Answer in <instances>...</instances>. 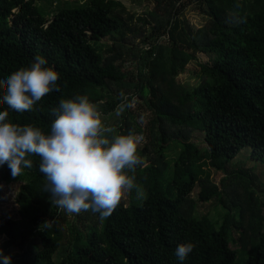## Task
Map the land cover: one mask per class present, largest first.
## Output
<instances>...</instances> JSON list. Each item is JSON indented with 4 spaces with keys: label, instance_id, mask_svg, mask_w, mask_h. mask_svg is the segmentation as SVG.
I'll return each mask as SVG.
<instances>
[{
    "label": "trees",
    "instance_id": "trees-1",
    "mask_svg": "<svg viewBox=\"0 0 264 264\" xmlns=\"http://www.w3.org/2000/svg\"><path fill=\"white\" fill-rule=\"evenodd\" d=\"M152 1L155 8L148 11L154 22L152 35L166 38L164 44L150 47L147 70L127 82L129 74L117 61L125 42H132L128 33L135 35L138 28L130 26L135 14L121 2L64 3L48 17L36 0H0V79L29 66L36 55L60 74L61 91L46 94L32 111L19 113L0 104V111L8 109L10 122L31 124L47 134L55 119L50 109L60 99L87 95L109 115L124 92L132 105L136 96L145 100L152 112V142L159 146L158 157L135 173L137 182L146 187L140 184L146 199L136 200L133 192L131 204L121 199L101 225L89 223L94 214L87 211L80 219L83 228L75 226L67 237L70 249L61 261L55 257L65 234L55 223L58 207L43 192L39 156L28 157L33 167L15 178L7 164L0 166V204L4 185L22 184L17 218L0 215V237L8 239L0 249H24L36 239L20 264H264V215L254 197L256 176L244 166L232 171L229 167L242 148L248 149L251 160L264 159V0ZM192 4L209 20L198 30L186 17ZM192 62L201 68L203 80L187 90L177 77ZM111 92H118V97ZM3 94L0 91V99ZM129 109L118 134L135 133ZM195 131L202 134L205 147L190 141ZM170 148L178 151L167 160ZM148 151L149 146L137 147L138 154ZM212 170L224 174L223 189L212 181ZM242 183L244 203L235 190ZM197 185L200 192L195 200ZM233 189L227 205L224 195ZM215 198L230 206L237 219L227 218L220 226L195 213L197 203ZM45 221H51V227H44ZM234 232L239 233L238 240ZM187 241L196 246L179 261L175 249ZM235 242L240 250L232 247ZM237 251H243L241 259ZM19 256H13L11 264H18Z\"/></svg>",
    "mask_w": 264,
    "mask_h": 264
},
{
    "label": "clouds",
    "instance_id": "clouds-1",
    "mask_svg": "<svg viewBox=\"0 0 264 264\" xmlns=\"http://www.w3.org/2000/svg\"><path fill=\"white\" fill-rule=\"evenodd\" d=\"M36 55L29 66L20 67L0 79L4 94L0 104L15 112L32 111L34 104L46 94L60 92V74ZM115 109L122 115L132 104L124 92ZM55 117L50 132L44 133L31 124L23 126L10 122L8 109L0 111V166L7 164L13 178L24 169H31L28 157L39 156V171L45 178L43 192L56 207L69 214L91 211L101 221L109 218L126 194L135 192L138 201L146 199V192L136 180V169L144 165L137 155L143 134L129 131L118 134L117 129L102 122L103 113L87 95L60 99L50 109ZM44 227H51L45 221ZM191 241L177 245L175 255L184 261L195 248ZM0 260L11 264V257Z\"/></svg>",
    "mask_w": 264,
    "mask_h": 264
},
{
    "label": "rangeland",
    "instance_id": "rangeland-1",
    "mask_svg": "<svg viewBox=\"0 0 264 264\" xmlns=\"http://www.w3.org/2000/svg\"><path fill=\"white\" fill-rule=\"evenodd\" d=\"M36 0V5L38 8L42 11V13L46 16L49 15L50 11H55V9H60L62 4L68 5H74L75 2H83L85 0ZM116 2H121L122 5H125L126 8L131 12L135 14V17L132 21H129L131 27L138 28V33L135 35H131V33H128L129 39H131L132 42H125L123 46V55L119 57L117 64L119 67L122 68L123 71H125L127 74H129L127 82L130 81L133 77L136 78L137 74L141 70H147L146 64L147 59L150 57L149 55V49L150 47L157 43L164 44L165 36L161 38H157L155 35H152L153 32V26L154 22L151 20L150 16L148 15V11H151L155 8V4L152 0H115ZM51 4L53 8H51ZM52 14V12H51ZM52 17V15L48 16ZM141 18H147L149 20V23H146L145 21L141 20ZM186 17L187 19L192 23V25L195 27V29H200L202 27H205L207 25V22L209 21L208 18H206L204 15L201 14L199 9L197 8L196 4H192L186 11ZM149 36V37H148ZM148 37V38H146ZM114 39V38H113ZM103 42L109 44L111 41L104 40ZM118 47V45H117ZM114 55V53H111ZM161 60V59H160ZM207 60V58H205ZM201 68L197 65L196 62H192L190 66L187 68V71L184 73H181L177 77V82L183 86L187 90H193L196 87L199 86V84L203 80V75L200 72ZM149 71V70H148ZM197 71V72H195ZM132 74V76H131ZM111 87L118 90V85L111 84ZM126 88V87H125ZM124 88V89H125ZM134 90V89H133ZM111 94H114L115 97H118L116 94H119L118 92H111ZM120 95V94H119ZM103 113L102 116V122L106 126L116 127L117 130L120 127L123 116L125 112L122 115H116L115 110L111 112V114H105L104 111L100 110ZM129 111V118L130 123L132 124V127L135 128V133L137 134H143L144 140L141 144H139L137 147L143 150L145 146H149V153L148 154H139L137 155L142 158L144 161V164L151 162L152 157H158L159 146L156 145L153 141V135L151 134V128L152 125L151 119H152V112L148 108L146 102L144 99L139 98L136 96L132 107L128 110ZM119 126V127H118ZM140 129L141 133H138V130ZM190 141L195 143L198 147H205L204 139L202 134L195 131L190 133ZM207 148V147H206ZM178 149L174 150L173 148L168 149L167 154L168 158L167 160H171L176 156V152ZM244 166L246 169H249L257 179V186L253 185V189L255 190L254 197L258 198L259 203L262 205V213L264 215V159L261 162H258L256 160H251L249 158V153L247 148H242L239 153L237 154L236 158L229 163L230 170L232 171L236 167ZM224 174L222 172H217L215 170L211 171V179L212 181L217 184L220 187V190L223 189L222 181L224 178ZM259 181V183H258ZM237 182V181H234ZM143 184V183H140ZM163 187H167L168 184L166 181H162ZM22 186L21 183H15L11 185H4L2 188V195L3 200L0 204V215H5L10 218H17V199H18V193L20 191V187ZM145 187V185H142ZM246 187L244 183L240 184L239 186L235 185V190L239 193V199H241V203L243 201L244 203V193ZM146 188V187H145ZM146 192V189H144ZM200 192V185H197L195 188L192 197L197 200L198 194ZM234 192V189L230 192L228 196L224 195V199L228 200L229 205L231 203V197ZM131 194H126L122 197V199L125 201L126 205L130 203V196ZM132 201V200H131ZM131 204V203H130ZM129 204V205H130ZM230 209V206H224V203L219 200V198H215L210 201V203L206 204H200L197 203L196 205V211L195 213L201 217L206 218L212 223L219 224L220 226L223 225L225 220L227 218H232L234 220L237 219V213H233ZM91 214H93L90 211ZM56 220L55 223L59 224L63 227L65 238L63 239V243L58 249V253L56 254L55 259L58 261L63 260L70 249V244L68 242L69 236H72L75 231V226H79L83 228L82 222H80V219L83 218L85 215H87V212H81L80 214H69L66 213L63 209L58 208L56 213ZM93 218H88L90 220L89 223H94L101 225L103 221H101L98 217V214L92 215ZM234 238L238 240L239 233L234 232ZM35 238L32 239L31 243L25 244L24 249L16 248V249H8L6 251H3V255L10 256L11 258L15 255H20L15 261L16 263L20 264L22 255L26 250H33V242H35ZM8 239L6 237H0V246L4 245ZM234 249L240 250V244L239 243H233L231 244ZM239 254V258H242L243 251H237ZM3 262L2 260H0Z\"/></svg>",
    "mask_w": 264,
    "mask_h": 264
}]
</instances>
